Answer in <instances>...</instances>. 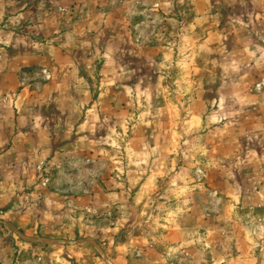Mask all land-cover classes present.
Masks as SVG:
<instances>
[{"label": "rangeland", "instance_id": "obj_1", "mask_svg": "<svg viewBox=\"0 0 264 264\" xmlns=\"http://www.w3.org/2000/svg\"><path fill=\"white\" fill-rule=\"evenodd\" d=\"M0 83V264H264V0H0Z\"/></svg>", "mask_w": 264, "mask_h": 264}, {"label": "crops", "instance_id": "obj_2", "mask_svg": "<svg viewBox=\"0 0 264 264\" xmlns=\"http://www.w3.org/2000/svg\"><path fill=\"white\" fill-rule=\"evenodd\" d=\"M41 42L43 43L41 44V47L45 49H43L42 51L40 49H36V48H39V47H35V44L38 45V43L34 42V56L31 55L30 57L25 59L22 64H24L25 66L34 67V68L46 66L47 69L50 71L52 70L51 67H53L55 63V57L51 55V53H53L52 52L53 49H55V47L57 46H54V44H48V42H43V41ZM62 47L64 46L62 45ZM50 74H51V71H50ZM14 78L16 77H13V79ZM13 82H15L16 84V81H13ZM2 86L3 87H1L0 85V91L3 90L2 95L5 96L6 95V85L2 84ZM51 88L52 87L46 88L45 90L43 89V92L38 94L39 96L34 93L35 94L34 95V110L41 109L42 107L43 108L47 107L46 104H43V103L36 104L35 98H38L40 102L41 99L45 100L49 96H53L54 94H56L57 91H54V88L52 89ZM21 95L23 96V93ZM0 96H1V92H0ZM40 105H41V108L39 107ZM79 106H81L80 103H79ZM79 106L76 107V109L73 111L82 112L85 107H82V109H80L81 107ZM26 107H24L23 105H20L19 103H16L15 105H12V106H8L5 103L3 105H0V112H2V115L0 117V148L2 146H5L7 143L15 144V146L11 148L9 153L4 154V158L8 156L10 157L11 154H13L16 157H17V154H23L24 153L23 148L22 147L20 148L18 146L19 144H23V143L34 144V160L43 159L49 154V150L51 149V144L53 143V139H54V132L48 123H45V121H40V120H34V122L31 121L30 122V126L32 127L31 129L28 126L24 127L25 125L24 120L22 119V114L20 113H23L24 108ZM104 107L105 106L92 105L90 108H88L87 116L83 121L76 123V124H72L70 121H68V126L73 125L75 134L77 135L81 134L79 132L80 129L86 126H89L91 122L95 123V121L99 120L102 117L103 111L106 110V107L105 108ZM60 108L61 110L70 111L69 104L65 106L62 105V107ZM8 109H10V111H8ZM8 112H12L15 115V118L12 121L10 120V118H8ZM96 115L98 116L96 117Z\"/></svg>", "mask_w": 264, "mask_h": 264}]
</instances>
